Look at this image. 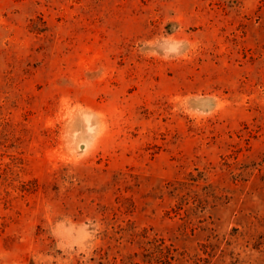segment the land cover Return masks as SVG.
I'll list each match as a JSON object with an SVG mask.
<instances>
[{"label": "rangeland", "instance_id": "1", "mask_svg": "<svg viewBox=\"0 0 264 264\" xmlns=\"http://www.w3.org/2000/svg\"><path fill=\"white\" fill-rule=\"evenodd\" d=\"M0 264H264V0H0Z\"/></svg>", "mask_w": 264, "mask_h": 264}]
</instances>
